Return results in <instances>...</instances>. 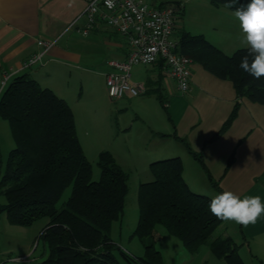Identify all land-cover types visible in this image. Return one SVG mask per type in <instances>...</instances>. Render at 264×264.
<instances>
[{
    "label": "trees",
    "instance_id": "16d2710c",
    "mask_svg": "<svg viewBox=\"0 0 264 264\" xmlns=\"http://www.w3.org/2000/svg\"><path fill=\"white\" fill-rule=\"evenodd\" d=\"M208 1L214 7L230 2ZM250 2L236 0L229 9L235 11ZM178 35L180 54L214 77L230 81L238 98L264 105V78L256 80L238 67L247 55L246 48L227 55L202 35L187 31ZM237 108L235 105L228 120ZM0 117L8 123L14 141L0 174V195L5 199L0 214H6L9 224L23 227L48 219L39 237L44 258L38 264H162V255L154 246L157 226L180 240L192 255L208 245L225 264H243L230 236L211 239L223 221L209 211L211 197L189 189L179 157L152 162L153 180L138 186V220L132 236L143 243L144 257L134 258L111 238L112 223L123 214L128 174L110 152L101 151L97 157L99 179L92 181V167L67 102L27 75H19L0 97ZM185 146L203 165L201 157ZM211 185L219 190L216 183ZM68 187L69 197L57 208Z\"/></svg>",
    "mask_w": 264,
    "mask_h": 264
},
{
    "label": "rangeland",
    "instance_id": "374dc122",
    "mask_svg": "<svg viewBox=\"0 0 264 264\" xmlns=\"http://www.w3.org/2000/svg\"><path fill=\"white\" fill-rule=\"evenodd\" d=\"M144 1L151 7L159 6L160 3H179L182 5L183 11L177 19L178 29L175 38L179 36L178 34L182 30L188 31L192 35L202 33L213 42H224L229 40L233 34L228 29L230 24L226 22L227 12L223 10V6L221 8L214 7L210 5L208 0ZM213 27H216L218 32L213 31ZM226 54L231 55L232 53ZM144 68L143 65L133 66L132 78L143 81L144 77L137 76L145 72ZM192 68L196 73L201 71L206 77L215 79L199 65L193 64ZM101 86L97 82L93 84L92 89L85 87L80 91V104L81 107L90 112L88 116H80L76 107L74 110L78 123L77 133L82 140L84 154L92 167V181L99 179L100 170L97 166V157L101 151L115 152L118 159L117 164L129 177L123 214L119 220L113 223L111 230V238L120 250L134 258L144 257L143 243L132 234L138 220V186L152 180L149 165L152 162L164 160L149 161L152 156L169 154L166 155L170 156L167 158H172L178 154L186 155L189 161H182L186 173L190 176L202 177L211 189H213L211 182L216 183L219 190L213 189L215 194L225 191L228 186L232 188L235 181L243 182L254 171H256L257 178L264 182V105L255 104L258 110L243 109V107L238 106L234 117L228 120L231 113L227 115L225 121L216 128V133L213 135L214 140L208 145V150L211 149V153L215 149H223L225 153L221 158H208L207 161L203 159L202 153L195 154L201 156L202 165L198 159H193L189 154H185L184 145L181 141L169 136L160 137L158 132H173L174 134V127H177L179 136L182 131L188 132L192 142L197 144L201 138L199 133L206 128L205 119H208L209 111L212 109L210 102L207 101L205 104L199 105L190 104V101L184 99V94L177 91L174 97L164 96L167 100L163 101V99L160 102L150 91H147L146 94L137 96L133 104L128 105L124 98H122L123 103L122 100L111 99L107 95L106 89ZM95 97L98 99L95 100ZM179 98L181 101L178 102L179 105L175 106L174 101L175 99L179 100ZM244 98L243 96L240 97L243 100ZM199 116L202 122L200 126H197L194 121ZM93 120L96 122L94 128H97V133L87 126V122L92 123ZM86 128L88 129L87 137L93 138L99 135L102 142L93 146L86 145L82 139ZM9 139L11 141V138ZM186 140L188 141V139ZM11 149V145L6 139L0 140V174L3 172ZM172 153L176 155L173 156ZM253 176L250 177L251 180ZM70 192L71 187L65 189L56 204L57 208L62 207ZM234 192L237 194L239 189L235 188ZM198 194L208 196L205 193ZM4 202V197L0 195V205ZM4 217L5 213H2L1 219H5ZM47 222V218H41L33 222L29 228L31 234L35 233L30 253L26 255L27 258L33 260L32 264H38L44 258V246L39 237ZM242 234L241 225L223 221L211 235V239L229 235L239 244L242 241ZM3 235L2 246H6L5 241H9V239L5 238L7 234ZM154 246L161 251L162 264H223V260L213 256L208 245L200 247L197 255L195 254L196 256L190 254L181 241L169 235L162 226L155 228ZM19 252L14 251L13 256H25Z\"/></svg>",
    "mask_w": 264,
    "mask_h": 264
},
{
    "label": "crops",
    "instance_id": "0c3cea01",
    "mask_svg": "<svg viewBox=\"0 0 264 264\" xmlns=\"http://www.w3.org/2000/svg\"><path fill=\"white\" fill-rule=\"evenodd\" d=\"M88 1L89 0H0V79L4 73L10 76L9 81L16 76L27 75L29 78L38 82L40 86L50 89L56 96L65 100L72 109L76 132H78V123L74 107L78 109L80 116H88L90 113L84 107H81L80 91H82L83 88L85 89V87L92 89L93 84L97 82L102 85V88L106 89L105 75L114 71L110 63L112 61H123L128 52L125 37L107 25H98L91 29L87 35H83L77 31V28H83L86 24V19L81 14ZM222 8L227 12L226 22L230 24L228 29L231 33L233 32L229 40L224 42H213L207 39L206 35L202 33L197 35H202L225 54L233 53L237 49L245 48L241 43L242 34L239 28V22L234 15L235 11L224 6ZM74 20H76L75 29L68 30L64 33L63 31L66 26ZM213 31L218 32L216 27H213ZM54 39H57V41L54 46L44 54L43 64L30 67L23 66V62L26 58L42 50L37 44L38 40ZM193 64L199 65L197 63L191 64L192 76L190 87L183 97L190 101V104L199 105L205 104L208 101L212 105V109H210L209 116L207 117L208 119H205L206 128L199 133L201 138L198 140L197 144H194L188 132L182 131L180 134L182 137H180L177 127H174V134L173 132L158 133L160 137L169 136L181 141L184 145L185 154H189L193 159L195 157L188 152L185 143L188 144L193 154L202 153V157L205 161H207L208 158H221L225 153L223 149H215L212 153L210 151L211 149L208 150V145L214 140L213 135L216 133V128L225 121L226 117H228L227 115L232 112L235 105L241 106L243 109H258L255 107L256 103L250 102L247 98H244V100L238 98L230 81L221 80L216 77L215 79H211L206 77L201 71L196 73L192 68ZM143 66L145 67V74H138V76L136 74L137 77H144L143 81H139L138 78H136V80L133 79L131 74L132 81L140 83L145 87V92L142 95L150 91L157 100H159V96L162 100L164 99L163 101L167 100L164 96L168 98L175 96L177 91L176 84L160 65ZM122 98L128 102V105H131L137 96L132 97L124 95ZM122 98L118 100L121 101ZM180 98L179 100L175 99V106H177L178 102L180 103ZM94 99L97 100L98 98L95 97ZM124 100H122V103ZM5 122L6 121L0 117V140L6 139L8 144L11 145V148H13L14 141L11 136L9 125ZM201 122L199 116L194 121V124L200 126ZM95 125V120H93L92 123L87 122V126L97 133V128H94ZM85 130L84 134L82 133V139L86 145L93 146L102 142L99 135L93 138L87 137L88 129L86 128ZM77 136L84 152L82 140L78 133ZM154 137H156V135H154ZM9 138H11V141ZM186 139H188V141ZM111 154L115 161H118L115 152L111 151ZM166 155L164 156V154H161L156 157L152 156L149 161L156 159L165 160L167 157H170ZM172 155L174 156L176 154L172 153ZM178 156H180L179 158L181 161H189L186 155L178 154ZM182 167V177L189 189L193 192L208 194L211 198L216 195L214 191H212L213 189L207 186L202 177L188 175L185 171L183 162ZM255 172L256 171H254L251 176L248 175V178L245 176L246 179L243 182L235 181L232 188H229V186L228 188L224 187L225 190L235 193L234 189L238 188L239 192L235 194L241 198L246 195H259L264 199V182H262L260 178H257ZM252 176L253 179L251 180L250 177ZM1 215L2 213L0 214V264H32L33 260L26 257V255L30 253L35 237V233L31 234V231H29L31 225L27 227L11 225L7 221L6 214L4 217L5 219H1ZM241 230L243 234L242 241L239 243L240 245L236 243L231 236L230 237L238 246V254L243 264H264V217H261L254 225H249L247 227L241 226ZM3 234H7L5 238L9 239V241H5L6 246H2L4 241ZM14 251H20L25 256L14 257ZM223 264H225L224 261Z\"/></svg>",
    "mask_w": 264,
    "mask_h": 264
},
{
    "label": "built area",
    "instance_id": "2783aa9c",
    "mask_svg": "<svg viewBox=\"0 0 264 264\" xmlns=\"http://www.w3.org/2000/svg\"><path fill=\"white\" fill-rule=\"evenodd\" d=\"M183 7L179 3H165L162 6H149L144 0H89L81 14L86 19L83 28L77 31L87 35L98 25H107L125 37L128 46L123 61H112L114 71L105 75L107 95L114 100L124 95L140 96L145 87L132 81L131 70L135 65H160L174 80L180 94H186L191 82V59L177 51V19ZM76 20L64 29H75ZM57 39L38 40L42 48L23 62L24 67L43 64V56L54 46ZM9 75L0 79V97L7 88Z\"/></svg>",
    "mask_w": 264,
    "mask_h": 264
},
{
    "label": "clouds",
    "instance_id": "9594fccd",
    "mask_svg": "<svg viewBox=\"0 0 264 264\" xmlns=\"http://www.w3.org/2000/svg\"><path fill=\"white\" fill-rule=\"evenodd\" d=\"M235 3L236 0H230L224 7L232 8ZM234 15L239 22L241 43L247 49V55L241 58L238 67L260 80L264 78V0H251L247 6L236 8ZM209 211L221 221L247 227L264 217V199L259 195L241 198L225 190L211 198Z\"/></svg>",
    "mask_w": 264,
    "mask_h": 264
}]
</instances>
